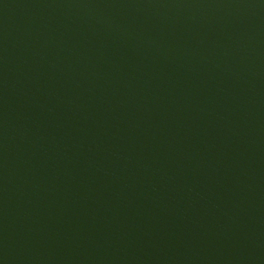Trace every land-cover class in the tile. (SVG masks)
Masks as SVG:
<instances>
[{
	"label": "water",
	"instance_id": "obj_1",
	"mask_svg": "<svg viewBox=\"0 0 264 264\" xmlns=\"http://www.w3.org/2000/svg\"><path fill=\"white\" fill-rule=\"evenodd\" d=\"M0 264H264V0H0Z\"/></svg>",
	"mask_w": 264,
	"mask_h": 264
}]
</instances>
